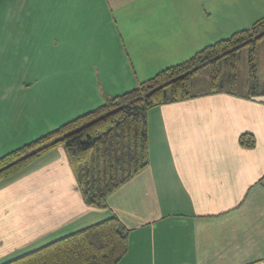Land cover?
Here are the masks:
<instances>
[{"label":"crops","instance_id":"0c3cea01","mask_svg":"<svg viewBox=\"0 0 264 264\" xmlns=\"http://www.w3.org/2000/svg\"><path fill=\"white\" fill-rule=\"evenodd\" d=\"M199 1L28 0L30 9H0V56L18 59L27 44L57 47L63 64L95 59L106 63L100 81L121 72L135 88L221 40L235 18L264 16V0H232L220 13L201 11ZM119 87L104 92L127 90ZM245 94L207 93L151 108L149 165L105 209L85 205L61 148L2 181L0 264L113 216L129 230L118 264H264V97ZM12 132L24 137L15 126ZM243 134L253 136V148L239 145Z\"/></svg>","mask_w":264,"mask_h":264},{"label":"trees","instance_id":"16d2710c","mask_svg":"<svg viewBox=\"0 0 264 264\" xmlns=\"http://www.w3.org/2000/svg\"><path fill=\"white\" fill-rule=\"evenodd\" d=\"M264 40V16L249 28L199 50L166 67L135 88L105 101L48 133L0 156V183L21 174L47 152L63 149L81 198L94 209L149 165L147 113L151 108L207 93L236 94L237 54L247 50L246 98L264 97L257 77L259 43ZM229 72L221 79L220 65ZM209 69V87L192 92L193 79ZM225 83L229 85L225 86ZM251 149V134L239 137ZM264 189V176L259 180ZM129 230L116 216L76 231L5 264H118L128 250Z\"/></svg>","mask_w":264,"mask_h":264},{"label":"rangeland","instance_id":"374dc122","mask_svg":"<svg viewBox=\"0 0 264 264\" xmlns=\"http://www.w3.org/2000/svg\"><path fill=\"white\" fill-rule=\"evenodd\" d=\"M27 1L5 0L0 2V9L4 10L12 5L30 9V3ZM232 2V0H200L197 7L201 11L220 13L232 9ZM261 17L262 15L235 18L228 25L230 31L220 33L218 38H227L235 31L247 29ZM64 51L57 47L52 49L49 46L46 49L43 46L33 47L27 44L26 47L20 49V53L25 55L20 54L21 57L18 59H13L11 52L7 58L0 56V124L6 127L2 130L7 133L1 142L10 141L9 144L0 146L3 151L0 150V156L48 133L62 123L93 110L101 105L106 97L133 89L132 84L129 86L130 82L124 81L126 78L121 72H118L114 82L100 81L99 78L105 75L106 63L101 62L103 65H99L95 59H70L63 64L64 57L61 53ZM228 72L229 66L223 62L220 65V78L223 79ZM247 72V50L241 49L237 54L236 93L246 92ZM257 77L261 87L264 83V40L259 43ZM209 79V69L201 71L192 81V92L207 89ZM110 84L113 88L127 85V90L112 92L114 94L107 96L104 90L106 91ZM225 86L229 85L225 83ZM43 108L46 109L43 110ZM14 126L18 131H24V137L12 139ZM32 128L34 136L27 138V131ZM43 129H46V132L40 134ZM14 143L17 144L14 145Z\"/></svg>","mask_w":264,"mask_h":264}]
</instances>
